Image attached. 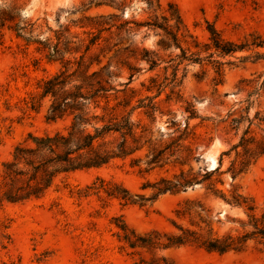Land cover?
I'll return each instance as SVG.
<instances>
[{"label":"rangeland","instance_id":"374dc122","mask_svg":"<svg viewBox=\"0 0 264 264\" xmlns=\"http://www.w3.org/2000/svg\"><path fill=\"white\" fill-rule=\"evenodd\" d=\"M99 3L104 4L97 6ZM170 4L179 11L188 34L194 37L182 43V47L200 52V63L185 62L177 67L181 51L175 48L161 51L157 46L161 31L137 26L154 17L169 15ZM112 14L117 20L105 21L115 27L101 32L99 18ZM209 24L228 41L240 43L254 33L264 39V0H160L159 6L156 3L150 6L144 0H0V170L1 164L11 159L15 146L29 134H53L70 124L69 119L56 123L47 120L50 99L46 98L38 110H32L28 103L31 96L38 94L40 81L55 75L67 59L74 61L82 55L86 64L92 63L91 70H97L118 54L111 62L110 69L116 75L111 85L116 90L135 92L134 103L146 97L154 99L155 121L144 115L138 118L148 127V138L159 149L178 139L188 123L194 133L183 142L192 149L188 160L184 149L175 156H170L171 151L167 150V163L146 172L148 148L145 147L126 159L100 168L78 170L59 179L57 190L47 198L1 206L0 261L133 264L145 259L150 262L152 255L147 250L131 255V250L121 249L114 219L122 217L140 234L177 231L173 221L189 225L188 219L175 214L188 200L206 206L209 220L220 234L235 232L234 222L245 218L244 210L214 199L207 191L210 182L226 194L235 188L252 197L260 212L264 211V155L233 179L228 170L234 161L239 164L241 160L234 151L223 156L222 167L212 176V181L189 185L176 194L164 193L145 207L123 206L103 192L79 196V191L92 186L98 178L111 186L122 184L132 195L152 197L155 183L173 179L182 170H190L194 176L210 173L213 158L218 168L222 154L238 143L249 125H242L238 137L234 132L227 136L222 131L223 125L216 128L219 121L231 111L247 107L251 97L254 104L250 117L256 111L264 116V94L258 100L255 91L264 82V60L241 62L254 51L218 57L213 49L206 47L212 43ZM100 36L98 44L91 45L86 52L90 42ZM193 40L197 41L198 49L193 46ZM56 45L61 54L51 61L47 46ZM146 51L159 54L155 68L142 59V56L149 59ZM260 52L264 54V49ZM213 60L222 63L221 76L217 75ZM176 69L179 70L175 79ZM150 87L153 88L147 91ZM189 105H193L197 118L189 119ZM251 129L258 133L255 126ZM137 159L140 163L135 165ZM145 185L148 186L144 188ZM160 254L174 264H264V250L255 241L241 252L218 254L184 246L168 248Z\"/></svg>","mask_w":264,"mask_h":264},{"label":"trees","instance_id":"16d2710c","mask_svg":"<svg viewBox=\"0 0 264 264\" xmlns=\"http://www.w3.org/2000/svg\"><path fill=\"white\" fill-rule=\"evenodd\" d=\"M144 1L150 6L154 3L159 6L160 2V0ZM103 4L99 3L97 6ZM99 19H101L100 27H103L101 32H104L115 27L105 20L114 21L117 20V16L112 14L108 17L101 16ZM183 22L179 11L170 4L169 15H164L162 18L154 17L137 26L161 31V40L157 46L161 51L171 48L179 49L181 51V55L177 56L179 61L177 67H179L185 62L200 63L201 61L200 52H191L190 49L182 47V43L188 42L187 39H194L193 35L188 34ZM105 24L108 26L104 27ZM208 31L212 43L206 47L208 50L213 49L218 57L224 58L237 52L254 51L253 55L243 57L241 62L249 59H253L254 62L264 60V54L260 52L264 49V39L259 34H250L239 43L223 39L218 30L210 24ZM100 39L101 36L91 41L86 52L89 51L91 45H97ZM193 42H195L193 46L198 49L197 41L193 40ZM47 47L50 50V54L47 55L49 60L52 61L60 56L61 51L58 45ZM146 53L149 59L145 56H142V59L155 68L160 60L159 54L154 51H146ZM117 57L118 54L111 57L107 64L97 70H91L92 63L86 64L85 55L74 61L67 59L64 63L62 62L61 69L55 75L39 82L38 94L31 96L28 103L30 108L38 110L41 103L48 98L51 103L47 120L56 123L69 119L70 124L53 134H29L27 139L15 146L11 159L1 164L0 207L7 203H27L47 198L52 191L57 190L59 179L78 170L100 168L118 159H126L145 147L148 148L146 172L163 167L167 163L169 159V156H166L167 150L171 151L170 156H175L182 154L184 149L187 152L186 160L190 158L191 147L183 145L184 141L194 135L189 130V123L179 138L163 149H159V146L154 145L148 138L149 129L138 117L144 115L155 121L157 104L152 97L139 99L134 103L137 96L135 92L125 89L116 90L112 87L111 82L116 75L110 68L111 62ZM213 61L217 67V75L221 76L222 63L217 60ZM100 64L101 61H98L97 65ZM129 69L133 68L129 66ZM178 70L175 71V79ZM152 88H148L147 91ZM255 91L259 100L264 94V82L258 84ZM251 99L252 97L247 100V107L231 111L216 126L218 128L223 125L222 131L225 135L228 136L234 132V135L238 137L242 125L249 124L239 136L238 143L233 144L229 151L222 154L220 166L210 173L208 171L200 176H194L190 170L187 172L182 170L173 179H161L155 183L153 186L155 192L152 197L132 195L122 184L111 186L104 179L98 178L92 186L79 191V196L89 195L90 192L94 194L103 192L107 197L120 201L123 206L145 207L149 201L154 202L164 193L176 194L189 185L212 181V176L217 174L222 167L223 156L230 155L232 151L236 153L237 158L241 159L239 164L234 161L228 170L233 179H236L238 175L248 170L253 162L264 155V116L256 111L255 115L250 117L254 104ZM192 106L187 107L190 113L189 119L197 118ZM253 126L256 127L258 133L252 131ZM139 163L140 159L134 161L135 165ZM65 186L69 185L66 183ZM147 186L145 185L144 188ZM207 191L214 199L223 200L235 208L244 210L245 218L234 222L237 225L235 232L220 234L216 231L209 220V210L200 201L193 200L186 201L180 209L176 210L175 214L178 218L189 221L187 226L173 221L172 225L177 231H149L140 234L130 228L122 217L116 218L114 221L118 228L117 238L122 244L121 249L131 250V255L139 254L137 251L141 249L147 250L152 255L150 262L140 259L139 262L133 264H174L160 252L168 248L184 246H194L212 253L225 254L231 251H244L251 241H255L264 250V211L260 212L254 199L238 192L235 188L226 194L217 189L214 182L209 183ZM0 264L19 263L0 261Z\"/></svg>","mask_w":264,"mask_h":264},{"label":"bare ground","instance_id":"6f19581e","mask_svg":"<svg viewBox=\"0 0 264 264\" xmlns=\"http://www.w3.org/2000/svg\"><path fill=\"white\" fill-rule=\"evenodd\" d=\"M212 167H214L215 169L217 168V162L214 158L212 160Z\"/></svg>","mask_w":264,"mask_h":264},{"label":"water","instance_id":"95a60500","mask_svg":"<svg viewBox=\"0 0 264 264\" xmlns=\"http://www.w3.org/2000/svg\"><path fill=\"white\" fill-rule=\"evenodd\" d=\"M208 170H215V168L212 167V162H210V164H209V169H208Z\"/></svg>","mask_w":264,"mask_h":264}]
</instances>
